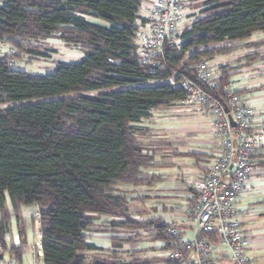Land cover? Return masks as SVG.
<instances>
[{
	"label": "trees",
	"instance_id": "trees-1",
	"mask_svg": "<svg viewBox=\"0 0 264 264\" xmlns=\"http://www.w3.org/2000/svg\"><path fill=\"white\" fill-rule=\"evenodd\" d=\"M203 6L201 17L182 31L181 49L166 51L167 69L149 75L135 56L139 0H0L6 49L40 57L28 41L59 35L84 51L79 61L59 63L47 75H29L0 56V244L19 262L21 248L6 243L7 198L15 211L37 207L48 264H88L85 254L96 248L86 232L103 216L125 219L123 227L154 225L156 240L166 239L160 220L133 221L127 197L113 192L118 183L152 181L143 170L154 153L140 142L145 130L138 125L184 99V90L166 82L176 71L187 74L190 63L228 50L216 46L264 32V0H207ZM202 47L213 49L198 51Z\"/></svg>",
	"mask_w": 264,
	"mask_h": 264
},
{
	"label": "built area",
	"instance_id": "built-area-1",
	"mask_svg": "<svg viewBox=\"0 0 264 264\" xmlns=\"http://www.w3.org/2000/svg\"><path fill=\"white\" fill-rule=\"evenodd\" d=\"M187 3L188 0H139L134 23L135 56L149 75L167 69V50L181 49ZM6 44L0 41V56H9L10 65L15 66L18 52L11 46L5 50ZM185 72L188 75L176 71L166 82L184 90L183 104L208 108L219 151L204 176L192 184L193 203L168 216L163 232L167 256L177 264H215L214 254L220 253L226 254L233 264H254L251 240L236 216L235 206L258 166L257 155L264 149V126L253 127L254 111L236 94L232 84H223L221 94L214 95L223 75L207 60L190 63ZM35 210L39 218L37 207ZM182 226L194 228L193 239L184 234ZM6 243L11 244L7 240ZM0 264H48L41 231L27 262H19L0 244Z\"/></svg>",
	"mask_w": 264,
	"mask_h": 264
},
{
	"label": "crops",
	"instance_id": "crops-1",
	"mask_svg": "<svg viewBox=\"0 0 264 264\" xmlns=\"http://www.w3.org/2000/svg\"><path fill=\"white\" fill-rule=\"evenodd\" d=\"M206 1L188 0L185 17L194 13L190 11L191 7ZM261 33H263L261 36L253 35L249 38L250 41L245 42L246 44L231 42L218 45L215 48H228L227 52H215L205 59L219 70L224 79H228L225 83L232 84L234 91L253 109L254 128L264 126V32ZM259 41L263 43H258L259 45L255 46L254 44ZM244 46L248 48L246 52L243 51ZM3 48L6 50L5 47ZM212 49L213 47H202L198 51H212ZM258 54L261 57L255 61L249 62L250 60L247 59V56ZM223 78L221 82L224 80ZM172 105L155 111H167L175 116L170 118V121L173 125V134L180 139H174L171 142L174 143L173 146L179 144L183 147L177 152H173L171 157L174 155L177 158H184L186 162L183 161L181 168L173 173L172 178L176 179L175 182L162 185L165 178L158 167L161 165L173 166L174 164L156 163L158 159L153 156V161L145 168L147 171L143 170V174L152 178L151 183L145 185L147 190L144 191L143 196H133L127 201L129 203L150 200L153 203V206L148 210L140 209L133 213L128 210L129 218L138 223H152L160 220L161 225L166 226L169 214L182 212L188 208L193 203L192 184L204 176L207 167L213 162L219 151L217 140L213 136L212 122L210 123L212 115L208 108L186 105L182 101ZM186 114L199 117H196V120L188 119L189 121H187ZM204 115L208 117L205 118ZM191 122L193 124L190 128ZM193 128L194 130H190ZM154 153L157 154L156 151ZM257 160L258 166L250 177L246 190L236 202L235 213L241 220L245 233L250 237V255L254 259V264H264V149L258 153ZM9 204L13 207L7 198V209ZM107 219H110V221L108 220L109 224L105 223ZM124 221L123 218L105 216L95 221L93 228L86 232L87 243L96 248V250L86 252V259L89 255L94 259L92 262H87L88 264H95L98 261L111 258L120 264L170 263L165 240H156L154 225L147 228H130L123 227ZM181 229L188 238L193 239L195 235L193 227L182 226ZM6 240L15 247L21 248L22 261L27 262L30 254L28 251L29 249L31 251L35 236L33 235L31 244L26 245L27 238L20 229L19 221L12 222L11 220L10 232ZM25 245L28 248L26 253L23 251ZM126 251L130 252L128 257L127 254L125 256L121 254ZM214 261L215 264H233L226 254L220 253L214 254Z\"/></svg>",
	"mask_w": 264,
	"mask_h": 264
},
{
	"label": "rangeland",
	"instance_id": "rangeland-1",
	"mask_svg": "<svg viewBox=\"0 0 264 264\" xmlns=\"http://www.w3.org/2000/svg\"><path fill=\"white\" fill-rule=\"evenodd\" d=\"M195 6V7H194ZM191 7L192 14H189L183 21L182 24V31L186 28L190 27L193 22L198 20L201 17L202 11L205 9L202 3L198 5H194ZM89 21L103 24L102 22L95 21L92 18L86 17ZM186 23V24H185ZM185 24V25H184ZM263 33H258L255 36H261ZM256 40V39H254ZM250 41L245 40L241 41L242 43L246 44L245 42ZM241 43V44H242ZM263 43L261 41L257 42ZM29 45L34 46L35 48H39L43 53L40 57H32L26 54H22L19 52L15 60V68L21 71L28 73L29 75H47L53 73L54 69L57 67L59 63H69L73 61H79L84 56V51L76 46H72L67 44L59 35H55L48 39H37V40H30L28 41ZM239 49V48H238ZM248 48L244 46L243 51H247ZM188 56V55H187ZM188 57L185 58L184 62L187 63ZM96 94V93H92ZM173 106V105H172ZM177 106V105H176ZM4 106H0L3 108ZM188 117L187 121L196 120L198 115H190L186 114ZM192 116V117H190ZM175 117L173 114L168 113L167 111H155L152 112V119L143 121L139 127L143 128L145 131L138 134L139 140L145 149L154 153L156 151L157 154H153L158 160L156 163H172V165H161L158 168L160 169L165 181L162 185L171 184L176 181L173 179V173L181 168L183 161L186 159L184 158H177L171 157L173 152H177L180 150L182 145L176 144L173 146L174 143L171 140L180 139L173 134V125L171 124L170 118ZM194 117V119H193ZM204 117H208L204 115ZM189 119V120H188ZM186 120V119H185ZM212 120V119H211ZM212 121H210L211 123ZM192 122L190 124V128L192 127ZM190 130H194L190 129ZM192 132V131H191ZM173 146V147H172ZM185 150V148H182ZM186 162V161H185ZM147 170L144 169V172ZM159 188V187H158ZM147 190V187H133L131 185L121 184L118 183L115 186L114 193L124 195L128 198L133 196H143L144 191ZM130 201V200H129ZM169 203V202H166ZM153 206V203L150 200L140 202V201H132L127 204V209L129 212L133 213L140 209H150ZM9 214L11 215L12 222L19 221L20 229L23 231L24 235L26 236L27 240L25 241L26 245L31 244V240L33 235L35 236V240L37 238L38 232L41 231L40 225L38 221H40V217H37V212L32 206H19L18 209L15 211L13 207L9 204L8 208ZM39 219V220H38ZM110 219L105 220L106 224ZM102 223V221H101ZM104 223V222H103ZM118 232V231H117ZM104 242H107L104 240ZM110 244L109 242H107ZM25 245L23 251L26 253L28 251L27 246ZM30 252V249L29 251ZM130 252H122V255H126ZM30 255V254H29ZM124 256L122 258L124 259ZM93 256L89 255L87 257V262H92Z\"/></svg>",
	"mask_w": 264,
	"mask_h": 264
},
{
	"label": "water",
	"instance_id": "water-1",
	"mask_svg": "<svg viewBox=\"0 0 264 264\" xmlns=\"http://www.w3.org/2000/svg\"><path fill=\"white\" fill-rule=\"evenodd\" d=\"M230 121H231L232 125L235 126V122L231 116H230Z\"/></svg>",
	"mask_w": 264,
	"mask_h": 264
},
{
	"label": "bare ground",
	"instance_id": "bare-ground-1",
	"mask_svg": "<svg viewBox=\"0 0 264 264\" xmlns=\"http://www.w3.org/2000/svg\"><path fill=\"white\" fill-rule=\"evenodd\" d=\"M224 79V78H223ZM223 83V82H222Z\"/></svg>",
	"mask_w": 264,
	"mask_h": 264
}]
</instances>
